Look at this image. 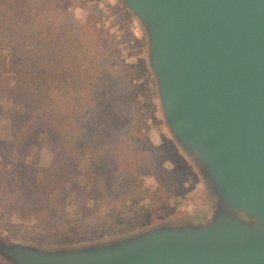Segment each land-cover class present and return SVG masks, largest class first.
I'll list each match as a JSON object with an SVG mask.
<instances>
[{
    "label": "water",
    "instance_id": "obj_1",
    "mask_svg": "<svg viewBox=\"0 0 264 264\" xmlns=\"http://www.w3.org/2000/svg\"><path fill=\"white\" fill-rule=\"evenodd\" d=\"M119 1L148 43L175 146L198 168L214 205L196 220L162 219L93 243L40 248L0 239V258L264 264V0Z\"/></svg>",
    "mask_w": 264,
    "mask_h": 264
},
{
    "label": "rangeland",
    "instance_id": "obj_2",
    "mask_svg": "<svg viewBox=\"0 0 264 264\" xmlns=\"http://www.w3.org/2000/svg\"><path fill=\"white\" fill-rule=\"evenodd\" d=\"M7 1H10L9 8L15 6V12L19 10L17 9L18 3L23 2V0ZM28 1L31 8L28 9L27 6L24 14L16 16V19L25 21L26 18L33 15V23L46 21L49 24L48 27H52L55 31L57 26V32H62L61 26H66L65 17L67 16V19H74L86 29L90 27L93 30L94 33L89 38L84 36L82 40L92 37L95 39V29H98L97 40L89 42L90 49L83 46L76 51L72 47L73 42L70 40L72 37L68 33L63 37L66 45L61 49L65 52L64 66L66 70L63 73L64 85L60 86L64 88L67 95L71 93L72 89L77 90L72 95L76 92L80 93L81 104L79 107L82 114H86L89 108L87 99L90 100L91 90L93 91V87H96L89 83L97 84L105 74L110 73L112 76L114 72H117L118 67L122 69L127 67L126 70L132 75L131 82L143 84V87L139 89L141 92L137 95L138 100L134 104L135 108L132 109V116L135 115L132 121L134 132L139 130L141 133L135 137L140 140L146 139L145 142L153 141L156 146H165L166 152H161L158 163L154 167L149 165L148 156L145 157L148 152L142 149L139 153L144 155L143 158L137 159L139 163H135L130 168L136 176L138 173L144 190H147V194L144 191V194H141L135 201L130 203L128 200L125 203L130 207L137 202L143 208L139 214L137 213L133 221L123 227L108 228L110 223L105 222V224L104 221L100 220L105 219L106 221L107 209L100 207L101 200L91 198L87 210L90 223L88 229L85 228L84 231L86 232L82 234L70 231L68 221L78 223L79 227L84 228L80 226L81 223L78 220L73 221L78 208L74 201L85 196L82 193L90 196L86 186L91 189L95 183L93 177L90 176L91 178H89L87 169L92 158L90 159L88 156L78 157L77 154L75 155L77 158L74 155L66 157L60 148L57 151L51 150L45 143L51 140L48 134L46 138L41 135V142L39 140H37L38 142L23 141L19 132L24 133L26 123L28 121L31 123V120H27L28 117L18 115L20 111H26L22 104L29 101L28 99L26 101V95L29 96V99L32 97L29 106L34 107L36 111L41 112L45 107L42 105L43 101L40 103L38 100L46 93L43 87L39 86L40 77L37 74L41 70L37 69L35 74L29 76L30 83L28 81L22 82L21 86L26 94L22 97H19L21 94L17 91V85L20 87L19 78L5 71L4 75L11 77V79L0 85V141L7 142L8 145H5L6 150L0 147L4 164V168L0 170V176L2 175V180L6 181L10 178L15 166L16 178L19 173L17 167L23 166V173L25 172V174H21L25 179L27 176V180L20 187L21 189L16 190L15 188V204L9 193L4 195L0 193V239L9 243H22L40 248L62 247L120 237L126 233L139 231L143 226L147 227L162 219L190 221L207 215L209 208L214 205L215 201L213 199L212 202L210 196L208 195V198L205 195L207 193L206 186L202 182L198 168L193 161H190L175 146L174 138L163 116L157 81L148 67V43L135 19L124 5L119 0ZM9 8H4V11H11ZM2 17L6 18L7 15H2ZM59 19L66 24H60ZM51 43L52 40L50 45ZM79 43L84 44L80 40ZM50 51L51 53L55 51L52 46ZM9 53L10 51L6 50L4 54L9 56ZM74 55H78L77 58L80 57L83 68L82 66L80 68L73 66L75 62L72 61V56ZM86 57L88 60L110 61L112 67L108 68L110 70L91 74V81L86 83L83 77L85 73L82 71L86 67L84 65ZM32 58L33 56L31 60ZM66 59L69 60L68 63ZM75 64H81V62ZM101 64L104 65V63ZM51 70L54 71V67ZM29 92L33 95L27 94ZM43 99L49 106V99L47 97ZM71 103L75 105L74 102L71 101ZM95 106H98V103ZM51 107H58V105L55 102ZM44 111H50V108L46 107ZM13 121H15V129L12 127ZM14 139L15 153H6L9 150V143H12ZM136 143L133 138H125L121 146L129 145L130 150L137 153L134 150ZM134 153L133 156H135ZM75 159H77L76 162ZM130 160L131 158H128L124 163ZM53 167L56 170H51ZM141 168H144L145 172L141 171ZM136 169H140L141 174ZM63 171H65L63 184L55 183L53 178L60 181L59 174H62ZM22 176H20V180L24 181ZM31 179L36 184L30 182ZM110 180L111 175L109 183ZM100 183L98 190L103 193L104 189L101 187L102 185L107 186V184L102 178ZM48 184H50L49 187H47ZM164 188L167 192L163 191ZM75 191L77 192L75 193ZM99 191L95 192L96 195L99 194ZM95 204L97 205L95 206ZM94 206L95 208H93ZM78 229L80 228L73 230ZM0 264L6 263L0 258Z\"/></svg>",
    "mask_w": 264,
    "mask_h": 264
},
{
    "label": "trees",
    "instance_id": "obj_3",
    "mask_svg": "<svg viewBox=\"0 0 264 264\" xmlns=\"http://www.w3.org/2000/svg\"><path fill=\"white\" fill-rule=\"evenodd\" d=\"M9 3L10 1L0 0V85L11 79V77L4 75L5 71L13 76L16 75V78H19L18 82H20V87L17 85V91L21 94L19 97H22L26 95L21 86L22 82L28 81L30 83L29 76L33 73L35 74L37 69H40L41 71L37 74L40 77L39 86H42L46 93L43 92L44 95L38 100H40V103L43 101L42 105L45 106L44 109L46 107L50 108V111L47 112L44 109L41 112L36 111L34 107L29 106L32 97L29 99V96L26 95V101L27 99L29 101H27L28 103H22L26 111H20L18 115L28 117L27 120H31V123L30 121L26 123L24 133L19 132V136L23 141L38 142L37 140L40 141L41 135H44L46 138L48 134L51 140L45 143H47L51 150L57 151L60 148L66 157L77 154L78 157L88 156L90 159L92 158L87 169L89 178L93 177L95 183L91 189L86 186L90 196L82 193L85 196H81L77 201H74V204L78 208L73 221L78 220L81 223L80 226L84 228L79 227L78 223L68 221L70 231L82 234L86 232L84 231L85 228L88 229L87 227L90 223L87 217V210L91 198L93 200H101L100 207L107 209L105 214L106 221L105 219L100 220L104 221V223L107 222V224L110 223V227L108 228L123 227L129 224L143 208L137 202L135 205L133 203L130 207L125 203L128 200L130 203L135 201L141 194H144V191L147 194V190H144L138 173H136V176L135 173L131 172L130 168L135 163H139L137 159L143 158L144 155L139 153L142 149L148 152V155L146 154L145 157L148 156L149 165L154 167L158 163L161 152H166L165 146H156L153 141L149 140L145 142L146 139L140 140L135 137L141 133L139 130L136 133L134 132L132 121L135 115L132 116V109L135 108L134 104L138 100L137 95L140 94L141 91L139 89L143 87V84L132 83V75L126 70L127 67L123 66L126 69L118 67L117 72H114L112 76L108 73L100 78L97 84L94 82L89 83L91 86L96 87H93L92 93L90 92V100L87 99L89 108L86 114H82L79 107L81 104L80 93L76 92L72 95L74 91H77L72 89L71 93L67 95L64 92V88L61 87L64 85L63 73L66 70L64 66L65 52L61 49L66 45L65 38L63 37L67 33L72 37L70 40H72V47L76 51L83 46L90 49L89 42L97 40L98 29L94 28L96 33L95 39L92 37L82 40L84 36L89 38L94 33L90 27L86 29L83 25L78 24L76 20H69L66 16L67 21L65 22L67 24L61 22L60 19L58 20L60 24H66V26H61L63 28L62 32H57V26L54 31L52 27H48L49 24L46 21L41 23L34 22L36 23L34 24L33 15L30 18H26L25 21L16 19V16L24 14L27 6L28 9L31 8L28 0L20 1L17 5V9L19 10L16 12L15 6H10L9 8ZM6 7L11 11H4ZM2 15H7V17L4 18ZM57 33L60 34L56 35ZM51 40L52 43L50 45ZM79 40L84 44H80ZM51 46L55 50L54 53L50 51ZM6 50L10 51L9 56L4 54ZM77 57L78 55L72 56V61L75 63H79L80 61L81 64L73 63V66L75 68L82 66L83 68L80 57ZM66 62L68 63L69 60L66 59ZM101 63H104V65ZM84 65L86 67L82 71L85 73L83 77L86 83L91 81V74L101 73L104 70H110L108 68L112 67L110 61L88 60L87 57L85 58ZM53 67L54 71L51 70ZM52 90L54 91L52 92ZM27 94L33 95L30 92ZM46 97L49 99V106H47L43 99ZM55 102L58 107H51ZM97 103L98 106H95ZM137 107L139 108V106ZM12 127L15 129V121L12 122ZM44 127L45 129H43ZM125 138H133L137 142L134 145V150L137 153L130 150L129 145L121 146ZM5 145H8V143L0 141V147L3 150H6ZM10 152L15 153V139L12 143H9V150L6 153ZM133 153L135 156L132 155ZM128 158H131V160L124 163ZM76 161L77 159H75ZM3 168L2 152L0 151V170ZM17 168L19 173L16 178L15 166L10 174V178L6 181L2 180V175L0 176V193L3 195L9 193L14 204L15 188L16 190L21 189L20 187L27 180V176L26 179L22 176L25 174V172L23 173L24 167ZM51 170L54 171L56 169L53 167ZM141 171L145 172L144 168H141ZM141 171L140 169L137 170L140 174ZM64 172L59 174L60 181L57 178H53V181L63 184L65 180ZM169 173L171 172L169 171ZM110 175L111 180L109 183ZM20 176H22L24 181L20 180ZM101 178L107 184V186L102 185L101 187L104 189L103 193L98 190ZM171 180L175 182L173 178ZM30 182L36 184L33 179ZM49 186L50 184L47 185V187ZM96 191H99L98 195H96ZM163 191L167 192L165 188ZM167 196H169L168 193ZM75 227L80 229L73 230L76 229Z\"/></svg>",
    "mask_w": 264,
    "mask_h": 264
}]
</instances>
